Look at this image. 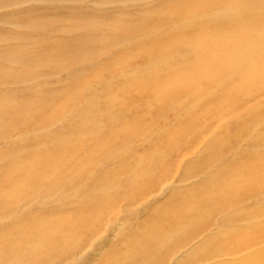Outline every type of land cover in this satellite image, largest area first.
Masks as SVG:
<instances>
[{"label": "bare ground", "instance_id": "bare-ground-1", "mask_svg": "<svg viewBox=\"0 0 264 264\" xmlns=\"http://www.w3.org/2000/svg\"><path fill=\"white\" fill-rule=\"evenodd\" d=\"M141 1L143 0H0V92L4 96L2 100L0 99V140L17 138L13 134L18 130L16 125L18 121L24 123L29 116L42 120L46 110H67L68 104L76 100L82 93H85L88 105L82 106L79 110H88L86 114L93 117H97L98 112L108 110V108L111 110L109 118H118V110H129L128 105L118 102L117 96L111 95L110 82H107V86L103 88L107 73L111 72L116 64L114 58L112 61L109 60L111 62L106 66L105 73L97 71L98 73L95 72L91 75L86 70L101 52L116 47L121 49V58L117 62L118 64L121 62L123 65L134 58L149 59L145 66L134 70V73L139 77L134 74L136 79H125L123 82L126 85L134 83L133 88L139 94L132 101L133 105L138 106L142 103L147 106L155 105V108L157 106L162 112L165 111L164 114H187L189 110H203L204 103L209 102V106L204 110H227L232 107L234 102H241L246 95L264 91V0H167L168 2L161 8L151 11L152 17L150 18H141L138 12L132 8L129 9ZM88 3L93 4V10L90 12L82 9ZM113 6H119L122 9L120 16H115V13L109 14V12L106 14L96 13V11L101 12L103 8ZM66 14L68 17H65ZM64 17L70 22L61 25L59 20L65 19ZM142 29L145 31L139 34ZM53 30L63 32V38L59 42L48 38L47 33ZM76 32L81 35L80 38L71 37ZM98 44L101 48H98ZM175 59L179 62L177 65L174 63ZM126 65L128 66V64ZM53 66L55 70L56 66L58 69L68 72L70 76L65 89L61 91L48 86V83L58 75L53 71ZM244 67L246 70H243ZM76 78H79L78 81L81 80L80 85L77 84ZM234 79H239L240 83L236 85L233 82ZM98 84L101 85V89H98L100 88ZM11 85L12 89L9 87ZM245 85L248 87L245 88ZM7 86L9 90H5ZM3 90L5 91L3 92ZM219 96L220 99H218ZM58 107L59 109H57ZM81 114L82 112H79L77 116L69 120L68 125L72 124L69 131L82 133L90 139L95 132L103 129L102 121H96L100 123L89 126L83 122L85 115ZM249 114L251 115L245 120ZM216 116L218 117L209 116L207 118L216 125L221 119L223 122L225 121L224 123L227 121L231 124L239 121L243 124V128L245 126L249 129L257 127L264 122V94L259 98L253 97L249 104L247 103L237 110H230L225 116ZM149 119L151 122L149 120L144 129L143 127L138 128V126L132 128L128 132L131 133L129 137L131 138L135 132L137 135V130L140 129L139 137L147 127L154 126L152 117ZM242 119L245 121H240ZM203 124L204 120L199 119L198 126ZM211 126L208 131H213L214 134L222 129V127L217 129L215 125ZM32 134L33 132L29 129L21 131L18 139H25ZM220 137L221 134L215 137L214 147L210 152L217 150L211 152L210 156L205 152L201 153L206 156L195 166L202 165L200 169L208 172L214 166L217 168V173H213L214 177L204 181V184L208 186L196 193L194 197L186 195L187 192L184 191L175 193L177 196L174 197L170 206L155 216V219L161 216L165 217L164 230L169 222V228L161 236L162 241L157 243L158 247H149L150 243L147 247L146 244L157 237L154 232H142L138 249V254L141 253L138 255L139 257H135L137 255L136 246L127 248L123 252L118 249H113L108 253L97 249L95 252V243L102 237L104 231L99 237L100 232H97L95 239L91 237L92 229L102 222L93 220L97 218L89 214L91 213L89 207L94 209L97 206L95 209L103 211L102 205L98 204L84 207V210L82 207L81 210L84 211L86 217L81 218L85 221L83 225L73 226L78 232L75 242L72 238L76 235L68 239L70 234L67 235V240L63 244L57 245L54 242L53 234L49 235V233L43 232L44 229H47L44 227L45 217L38 214L33 215L30 220L22 219L19 223L7 226L0 232V264H70L74 258L77 259L78 264L90 260L88 264H93V262H96L94 264H119L123 260L127 264H140L139 262L141 264H264V204L262 203V207L255 211H252L251 205L247 206L248 200L257 197L259 191L264 188L255 186L257 189H261L258 192L255 188L245 190V184L241 183L244 176L240 175L241 172H245V167L242 166L236 171L232 168L240 164L245 165L241 161L245 162V151H247L245 149L247 148L242 147L245 144L240 140L224 144ZM242 138L245 140V129L242 132ZM173 142L169 141L168 145ZM55 143L51 142V144ZM126 144L122 146L123 152L126 150ZM248 147L264 150V140L254 141ZM26 148L30 149L28 146ZM160 151L157 149L158 156L161 154ZM196 151L199 152V150ZM155 153L152 155L154 158ZM112 154L117 157V153ZM227 155L233 160H231L232 164L227 161L228 164L222 166L220 162L223 156ZM161 156L166 157L165 154ZM52 159L57 168L64 167L70 161L67 160L65 154ZM160 159L162 160V157L158 160ZM209 161H213L216 165L204 164ZM153 162L155 161L153 160ZM153 162L149 163L156 164L158 161ZM165 163L162 164L165 166ZM229 164L230 168L227 166ZM145 166L148 167L142 169V160L136 162L133 167L124 166L122 168L120 166L118 169L120 178L108 179L99 185L95 183L93 186L90 185V189L87 186L86 188L89 190L86 189V196L91 197L94 193L114 187L123 180V177L130 176L129 178L135 179L141 176L144 180L152 182L157 176L155 165L146 164ZM165 167L167 168V165ZM165 167L161 168L166 169ZM200 169H196V172H200ZM215 170L214 168V172ZM230 170L234 171L231 174L232 180L221 181L222 176H225L226 172ZM188 171L190 173L195 169L186 170L182 176L183 181H187L186 173ZM80 173L84 172L80 171ZM203 174L198 173L199 176ZM250 175L252 181H258L264 177L262 173L253 168ZM38 180H41L40 177L32 180V182H36L32 183L35 189L30 195L29 202H33L32 200L36 198L35 194L42 184ZM59 181L56 187L53 186L58 191L45 194L46 196L41 198L43 203L50 204L54 199H63L64 195L74 198V195L78 193V186L75 182L72 183L70 176H63ZM134 181L128 182H133L130 186L133 185L140 190L149 188L150 183L143 187L142 182ZM168 185L169 183L163 188V191L161 190L162 195L168 189ZM116 189L119 196L121 188L117 187ZM63 190H66V194L62 195L60 193ZM140 190L136 189L137 192ZM84 195L83 197L86 198ZM112 201H115L114 198ZM90 202L93 203L92 200ZM126 204L128 205V202ZM257 204H261L260 200ZM246 207L251 211L246 212ZM114 209L112 208L111 211ZM18 211L20 213L28 211V209L21 208ZM18 211L14 208L10 213L5 211L7 214L0 219L8 223L10 216ZM101 213L103 221L106 215L103 218L104 211ZM215 215L222 216L221 221H215ZM255 220L257 221L254 222ZM186 221L188 224L185 226L182 223ZM253 222L258 224L254 231L245 228V223L249 225ZM179 224L182 225L178 226ZM235 224L239 226H235ZM34 226L37 228V233H31ZM48 229H52V227ZM190 229L193 231L188 232ZM215 229L217 232L214 231ZM246 229L250 232L248 230L246 232ZM94 230L96 229L94 228ZM206 232L208 233L206 239L202 238L204 240L195 247V240ZM83 237L88 238L85 243H82ZM176 238H178L177 241ZM137 239L134 241L135 243ZM168 240H173L169 248L164 246ZM117 245L123 246L122 244ZM129 245L132 244L129 243L126 246ZM182 249L190 250L189 254L183 259L179 260L177 257L176 261H169L174 254L181 255ZM153 250L158 251L157 255L150 256V252ZM117 254L121 257V261L118 263H102L105 258Z\"/></svg>", "mask_w": 264, "mask_h": 264}, {"label": "rangeland", "instance_id": "rangeland-1", "mask_svg": "<svg viewBox=\"0 0 264 264\" xmlns=\"http://www.w3.org/2000/svg\"><path fill=\"white\" fill-rule=\"evenodd\" d=\"M168 1L143 0L140 3H136L132 7L130 8L128 7V8L130 10L132 8L133 10L138 12L139 17L141 18H150L152 17L151 15L152 10L155 9L158 10ZM92 5H93L92 3L91 4L88 3L82 9L86 12H90L93 10ZM163 9L165 10V7H163ZM121 11L122 9L119 8V6H113V7H108L106 9L103 8L101 12L96 11V13L106 14L109 12V14L115 13L114 14L115 16H120L122 13ZM66 15L67 16L65 17H68V14ZM69 22L70 21L67 20V18L59 20V23L61 25L68 24ZM144 31L145 29L140 30L139 34H141ZM62 33L63 32L61 31L53 30L48 32L47 35L50 40L59 42L61 38H63ZM76 33L75 34L72 33L73 35L71 37L75 38L74 36H76L77 38H80L81 35L78 32ZM137 43L139 44L140 42L138 41ZM98 48H101L99 44H98ZM98 57H96L94 62H92L90 66L86 69L87 73L92 75L95 74V72L97 71L104 72L106 66L110 64V62L114 58L116 64L112 68L111 72L107 73L108 75H106L105 78L106 81L103 83V88L107 86V82H110L112 86V88L109 89L111 95L113 97L117 96L118 102L123 103L126 106L128 105L130 109L118 110L119 111L118 118H114V117L109 118V115L111 113V110H109V108L108 110H103V111L101 110L102 112L101 111L98 112L97 115L99 117L98 116L93 117L89 114H86L88 110H79L82 106H85L86 104L88 105L87 97L85 93H82L79 95V97L76 98V100L68 104L67 110H46L44 118L42 120L38 119V117L34 118L33 116H29L25 119L24 123L18 121L17 123L19 124L16 123L18 130L13 134L17 138L0 140V208H1L0 217H5V215L7 214L5 213V211H9L8 213H10L12 212L13 208L17 211L20 210L21 208L26 210L28 209V211H22L20 213L18 211L16 214L11 215L9 218L10 221L8 223H5L0 219V232H2L3 229L5 230L7 226H11L13 223H19L20 220L22 219L30 220L32 219L31 217H33V215L38 214L45 217V220L43 219L46 222L44 227H46L47 229H44L43 232L45 233L47 232L49 233V235L50 233L53 234L54 242L57 245H60L61 243L63 244V242L67 240V237L70 234L71 235L68 237V239L71 238L73 235H76V237L72 238L75 242V239L78 238L77 236L78 232L76 231L75 227L79 225L81 226L85 222L81 219L83 217H86L83 211L84 207L95 206L99 204L102 205V210L104 211L103 218L106 215V218L103 221L101 219L102 216H100V214H102L101 212L103 211L100 212L99 209H95L97 206L94 209H91V207H89L90 209L89 212H91L89 214H92L95 218H97L93 220L94 221L99 220V222H102V224L96 225V227H94L96 230H94V228L92 229V233L90 234L91 237L95 239L94 237H97L96 234L100 232L98 235L99 237L100 234L104 231L102 237H100V239L96 241L95 243L96 249L94 251L96 252L97 249L98 250L101 249L103 253H108L113 249H118L120 252H123L127 248H133L136 246L137 255L135 257H139L138 255H140L141 253L138 254V249L141 243L140 234L142 232L144 233L154 232L157 235V237L154 238L152 241L146 242L147 247L149 243H150L149 247H158L157 243L159 241H162L161 236L169 228V222L164 230L165 217L161 216L155 219V216H157L158 212L163 211L170 206L171 202L174 200V197L177 196L175 193L184 191L187 192L186 195H190L194 197L196 193L201 191L204 187L208 186L207 184H204V181L206 179H210L214 177L213 175L217 173L216 172L217 168L215 166L209 172L207 170H201L200 168L202 165L197 167L195 166L203 157L206 156V154L210 156L211 152L217 150L215 149L210 152V150L214 147L213 140H215L216 139L215 137L219 134H221L220 140L224 142V144L230 142H236L240 140L242 141L243 144H245L242 147L247 148L245 149L247 150L245 151V162L241 161V163L243 164L245 163V165L240 164L234 167L232 166L233 167L232 169L234 171H236L242 166L245 167V172H241L240 174L244 176V179L242 180L241 183L245 184V190L247 189L252 190L254 188L257 189L255 186H259L258 188L261 187L264 188V177L258 181H252L250 175V171L252 170V168L264 175V150L261 148L251 149L250 147H248L254 141L257 142L264 140V122L258 125L257 127H253L249 129L247 126L243 128L242 127L243 124H241L239 121L235 123L233 122L234 124H231L228 123L227 121L226 123H224L225 121L223 122L221 119H219L220 121L216 125L215 123L210 121L211 119L209 120V118H207L209 116L218 117L216 115L225 116L229 113L230 110H237V108L240 109V107L245 106L247 103L249 104L250 101H252L253 97L259 98L262 94H264V91L246 95L245 98L241 100V102L238 101L234 102L232 107L227 108V110H214V109L204 110L206 107L209 106L210 103L209 102L207 104L204 103L203 106L205 107L203 110H189L187 114L184 113L164 114L165 111L162 112V110H159V107L157 106L155 108V105L147 106L145 103L139 104L138 106L133 105L132 101H134V99L139 94L133 88L134 83L129 85L123 83L125 79L128 80L134 79L136 75L134 73V70L138 67L145 66L149 62L148 58H134L132 59V61L127 62L123 65L120 62L121 63L120 66V63L119 64L117 63L121 58V49L119 47L110 49L109 51L105 50L104 52H101ZM177 59L174 60L175 65L179 63L177 62ZM126 64H128V66ZM55 68L56 70L54 69V66L52 67L53 71L58 75L48 83V86L49 87L52 86L53 88H56L59 91H61L62 89H65V86L70 76L68 72L62 71L58 69L56 66ZM243 70H246V68L244 67ZM136 76L139 77L138 75ZM76 79H77L76 80L77 84L80 85L81 80L78 81L79 78ZM233 82L236 85L240 83L239 79L238 80L234 79ZM245 84H247V82H245ZM98 85L100 87L98 89H101L102 88L101 85L100 84ZM9 87L12 89V85ZM247 87L248 86L245 85V88ZM5 90H9L8 86L5 88ZM5 90H3V92ZM126 92H128V94H125ZM2 97L4 96L0 92L1 100ZM220 98L221 97L219 96L218 99ZM57 109H59V107ZM79 112H82V114L85 115V117L83 118V122L85 124H89V126L93 125L94 123H100L96 121H102L104 125L103 129H101L102 131L99 130L97 131V133L95 132L93 137H90V139L86 138L82 133L79 132L72 133L71 131H69L70 130L69 128L72 127V124L68 125L69 120L77 116ZM250 115L251 114L247 115L245 120ZM150 117H152V120H154L153 122L154 126L149 128L147 127V129H145L143 134L140 135L139 137L138 134L140 129H138L137 135L135 132L130 138L129 135H131V133L129 134L128 132H130L132 128L134 129L135 126L136 127L138 126V128L143 127L144 129L145 128L144 126L148 125V121L150 120L149 122H151V119H149ZM199 119L204 120L203 125L198 126ZM245 120L242 119L240 121H245ZM195 124L197 125L196 127L193 126ZM211 125H215L217 129L219 128L221 129L222 127L221 129L222 131L219 130V132L215 134L213 131H208L212 127ZM28 129L32 131L33 134L25 139L23 138L18 139V135L21 134V131ZM244 129H245V140L244 138H242V132L244 131ZM62 131L64 132L62 133ZM249 132L250 134L248 135ZM68 135H70L71 137ZM169 141H174V142L173 144L170 143L168 145ZM51 142L53 143L56 142V143L51 144ZM174 143L177 145H175ZM124 144H126L128 148L126 147L125 148L126 150H124L123 152L122 146ZM27 146L30 147V149H27L26 148ZM146 148L148 149L145 150ZM157 149L162 151V152L160 151L161 154H159V156L162 157V160L161 159L158 160L160 157L158 156ZM196 150H199V152ZM127 151L129 152L126 155ZM109 152L117 153V157L115 154L114 156L112 153L109 154ZM204 152L206 154H203L204 156L201 155V153ZM154 153H155V158L158 159H155L154 156H152L154 155ZM61 154H65V156H67V160L70 161H68V163L65 164L64 167L61 168V166H59L57 168L52 158L56 159V157H58ZM163 154H165L166 157L161 156ZM70 155H72L73 157ZM178 156L181 157V159H179ZM139 160H142L143 162L142 169L143 168L146 169L148 167L145 166L146 164L149 166L155 165L157 176L155 177V179L152 180V182L148 181L147 179L144 180L140 175H139L140 178L136 177L135 179L129 178L130 176L123 177L122 178L123 180L120 181L117 185H115L116 187L114 186L115 188L112 187L102 192L94 193L91 197L86 196L85 191H87L86 189H88L86 188L87 186H89L90 189L91 188L90 185L93 186L95 183L96 185H99L101 184V182H104L105 180L108 179L113 180L112 178H115L116 180L120 174V170H118L120 166H122V168L124 166L133 167L136 165V162H138ZM153 160L155 162H153ZM203 160L204 159H202V161ZM223 160L226 162H224ZM231 160L232 159H230L228 155L223 156L220 164L222 163L223 166V164H226L227 161H229L228 163L231 162L232 164L233 160L232 161ZM149 162L151 163L157 162L156 164L158 166L156 164H151ZM164 162H166L165 166L167 165V168L164 166V164H162ZM204 164L216 165L215 163H213V161H209ZM227 166H229L230 168V164ZM32 167L34 168L32 169ZM161 167L162 168L165 167L166 169H162ZM79 168H81V170H79ZM189 168L195 169V171L190 173L188 171L186 173L187 181H183L182 178L183 173L186 170H189ZM198 168L201 170L200 172H196V169ZM214 168L216 169L215 172H214ZM233 170L226 172V175L222 176L223 178L221 181L232 180L233 176L231 174L232 172H234ZM80 171H83L84 173H80ZM198 173H204V174L199 176ZM63 176H70L72 183L74 184L75 182V184H77L78 186L79 189L78 193L74 195V198H70L69 195H64L63 199H59V198L54 199L52 200L53 202H51L50 204L43 203L42 201L43 199L41 198H43V196H46L45 194L48 195L49 193L52 192L56 193L58 191L55 190L56 189L55 187L57 183L60 182L59 180ZM36 177L37 178L40 177L41 180L38 181L40 184L41 183L42 184L39 187L37 185L39 191L35 194L36 198L32 200L33 202H29L30 195L32 191L35 189L34 182H36V181L32 182V180L34 178L37 179ZM72 177H74V179H72ZM101 179L103 180L100 182H96ZM129 181H134V182L137 181L136 183L142 182L141 184L143 185V187L149 185V183L150 185L148 189L140 190L138 188H135L133 185L130 186L133 182L128 183ZM167 183H169V185L167 186L168 189L165 190L164 195H162L161 190L163 191V188L167 185ZM117 187L119 189L121 188L120 189L121 191L118 189L120 191L119 196L117 195L118 192L116 189ZM53 189L55 191H52ZM136 189L140 191L137 192ZM258 190L261 189H257V192ZM60 194L62 195L66 194V190H63ZM82 194L83 195L85 194L84 196L89 199L86 200V198H84ZM255 197L253 198L250 197L251 199L248 200L249 204L247 202V206L251 205L252 211L261 208L262 203L264 204V189L259 191V194L256 197V199ZM112 198H114L115 203L112 201ZM90 200H92L93 203H91ZM131 200L132 203L134 202L133 204L131 203ZM259 200L261 204H257ZM127 202L128 205L126 204ZM25 204H30V205L26 206ZM82 207L83 210H81ZM114 207H116V209H114ZM112 208L114 209V211H111ZM94 210H98V211H94ZM248 211L251 210L250 209L247 210L246 207V212ZM200 217L205 218L204 216H200ZM214 217L216 218L215 221H221L222 216L215 215ZM78 220H82V221H78ZM256 221L257 220H255L254 222ZM254 222L249 223V225L245 223V228H250L251 231H254L256 229L255 226H258V224ZM182 224L186 226L188 222L186 221ZM182 224H179L178 226H181ZM52 225L55 227L53 228ZM73 226L75 227L73 228ZM235 226H239V225L235 224ZM49 227H52V229H48ZM206 229L208 228L206 227ZM247 230L248 229H246V232L249 231ZM192 231L193 230L190 229L188 232H192ZM214 231L217 232L216 229ZM35 232L37 233L36 226L33 227L31 233H35ZM207 235L208 233L206 232L205 234L201 235L197 240H195L196 241L195 247L198 244H200L201 241L206 239ZM83 238L84 239L82 240V243L83 242L85 243L88 240V238L86 237L87 240L85 237ZM136 239L137 241L135 243L134 241ZM177 239L178 238H176V241ZM129 243H131L132 245L126 246ZM172 243L173 240H168V242H166L164 246L169 248V246L172 245ZM117 244H122L123 246L120 247V245ZM94 251H93V255L95 254ZM189 251L190 250L186 251L182 249L181 255L179 253H177L176 255L174 254L169 259V261L171 260L176 261L177 257L179 258V260L183 259L189 254ZM157 252L158 251L156 250L151 251L150 256H155V254L157 255ZM90 261L88 262L85 261L82 264L85 263L88 264ZM119 261H121V257L117 254L105 258L102 261V263H118ZM94 263L96 262H93V264ZM139 263L141 264V262ZM70 264H78L77 259L74 258V260L71 261ZM119 264H127V263L123 260Z\"/></svg>", "mask_w": 264, "mask_h": 264}]
</instances>
